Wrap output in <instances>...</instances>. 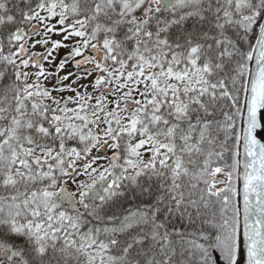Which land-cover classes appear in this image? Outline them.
I'll list each match as a JSON object with an SVG mask.
<instances>
[{
  "label": "snow or ice",
  "instance_id": "obj_1",
  "mask_svg": "<svg viewBox=\"0 0 264 264\" xmlns=\"http://www.w3.org/2000/svg\"><path fill=\"white\" fill-rule=\"evenodd\" d=\"M0 264H264V0H0Z\"/></svg>",
  "mask_w": 264,
  "mask_h": 264
}]
</instances>
